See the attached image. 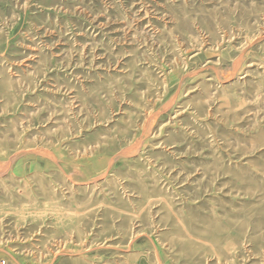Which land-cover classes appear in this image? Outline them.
Listing matches in <instances>:
<instances>
[{
	"label": "rangeland",
	"instance_id": "obj_1",
	"mask_svg": "<svg viewBox=\"0 0 264 264\" xmlns=\"http://www.w3.org/2000/svg\"><path fill=\"white\" fill-rule=\"evenodd\" d=\"M0 264H264V0H0Z\"/></svg>",
	"mask_w": 264,
	"mask_h": 264
}]
</instances>
